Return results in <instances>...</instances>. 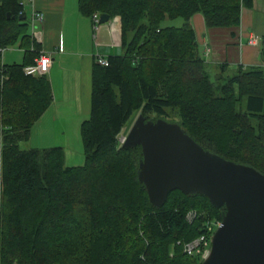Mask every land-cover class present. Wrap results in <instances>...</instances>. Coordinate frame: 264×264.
<instances>
[{"label": "trees", "instance_id": "1", "mask_svg": "<svg viewBox=\"0 0 264 264\" xmlns=\"http://www.w3.org/2000/svg\"><path fill=\"white\" fill-rule=\"evenodd\" d=\"M21 2L0 0V48L24 50L21 63L5 64L0 53V264H201L183 244L208 220L222 221L224 208L180 190L153 205L137 174L142 148L123 147L119 136L142 112L179 122L205 149L264 173V66L214 81L190 23L201 13L208 28H237L253 0H79L83 15L119 17L122 42L107 65L94 63L79 166L65 164L60 146L20 147L53 101L48 76L24 71L41 45ZM177 18L181 26L161 25Z\"/></svg>", "mask_w": 264, "mask_h": 264}, {"label": "crops", "instance_id": "2", "mask_svg": "<svg viewBox=\"0 0 264 264\" xmlns=\"http://www.w3.org/2000/svg\"><path fill=\"white\" fill-rule=\"evenodd\" d=\"M78 1L22 0L27 15L33 5L44 13V21L39 25L40 48L41 51H54L47 75L53 101L32 127L26 148L60 146L65 151L67 166H79L85 162L80 128L91 114L92 70L96 57L108 58L122 53L120 18L110 19L96 28L92 16L80 12ZM112 20L115 23L110 27ZM190 23L201 53L210 48L207 57L224 71L234 73L240 66H264L262 44H249L253 35L263 39L264 0H253L252 7L242 8L241 23L237 28H208L201 13L194 14ZM8 57L3 61L5 64L21 63L24 51L8 54Z\"/></svg>", "mask_w": 264, "mask_h": 264}, {"label": "water", "instance_id": "3", "mask_svg": "<svg viewBox=\"0 0 264 264\" xmlns=\"http://www.w3.org/2000/svg\"><path fill=\"white\" fill-rule=\"evenodd\" d=\"M109 20L101 14V23ZM122 144L141 146L138 179L153 205L163 206L180 190L224 208L201 264H264V173L205 149L179 122L147 119L142 112Z\"/></svg>", "mask_w": 264, "mask_h": 264}, {"label": "built area", "instance_id": "4", "mask_svg": "<svg viewBox=\"0 0 264 264\" xmlns=\"http://www.w3.org/2000/svg\"><path fill=\"white\" fill-rule=\"evenodd\" d=\"M24 6V3L21 2ZM33 4V3H32ZM26 12V11H25ZM44 13L40 10H37L34 5L31 7L30 12L28 14V21L32 30V37L36 40V42H41V33L39 31V25H41L44 21ZM101 14L96 12L92 15L94 25L97 28L100 22ZM262 37L258 35H253L249 38V44L251 45H260L262 44ZM5 48H0V53L3 54ZM211 52L210 48H206L204 51V55L207 57ZM53 54L54 51H40L39 56L35 60L34 64H30L24 67V71L27 75H48L51 65L53 63ZM97 63L101 65H107L108 59L102 55H97L96 57ZM2 144L0 145V219L2 213V200H3V157H2ZM198 216V212L196 210H190L187 214L188 221H193ZM221 221L217 220H208L205 223L206 232L201 234L200 236L194 238L193 240L186 242L183 244L184 252L188 255H200L202 259H204L210 252L211 249V239L217 227L220 225ZM181 242H179L180 244Z\"/></svg>", "mask_w": 264, "mask_h": 264}, {"label": "rangeland", "instance_id": "5", "mask_svg": "<svg viewBox=\"0 0 264 264\" xmlns=\"http://www.w3.org/2000/svg\"><path fill=\"white\" fill-rule=\"evenodd\" d=\"M115 22L112 20V22H111V25H110V27H113V24H114ZM182 23H184V19L183 18H177V19H166L165 21H163L162 23H161V25L162 26H165L166 24H173L172 26H181L182 25ZM29 24V23H28ZM28 32L31 34L32 33V30H31V26H30V24H29V29H28ZM24 50L23 49H21V48H19V45H14V46H10V47H8V48H6L5 49V52H4V54H3V61H6V58H10V57H8V54H12V53H21V52H23ZM39 56V55H38ZM37 56V57H38ZM37 57L35 58V60L37 59ZM208 58V59H207ZM206 58V60H207V62H209L208 64H209V66H210V69H209V74H210V77L215 81V80H217L219 77L221 78V76L220 75H222L223 73H226V75H228V73L230 72L231 73V70H225V71H223L221 68H220V65H217V63L216 64H214V62H213V60H212V58L211 57H207ZM9 64V63H8ZM217 66V67H216ZM231 67H234L233 65H230ZM237 67V66H236ZM222 80V82L224 81L223 79H221ZM138 115V114H137ZM137 117V116H136ZM136 117H135V119H136ZM174 118V120L175 119H178V117L177 116H175V117H173ZM134 119V120H135ZM134 120L131 122L132 124H133V122H134ZM132 124H128L124 129H123V131H122V133L120 134V136H119V141H120V143L122 144L123 143V141L125 140V138H126V136H127V134H128V132H129V130H130V128H131V126H132ZM82 141V140H81ZM27 142H22L21 144H20V147L22 148V149H27L26 147H27ZM71 158V157H70ZM203 260V259H202Z\"/></svg>", "mask_w": 264, "mask_h": 264}]
</instances>
